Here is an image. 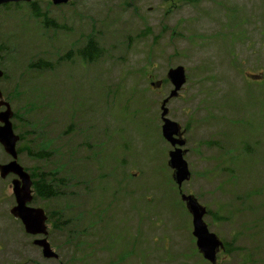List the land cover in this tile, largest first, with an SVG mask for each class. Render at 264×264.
<instances>
[{"label": "rangeland", "instance_id": "obj_1", "mask_svg": "<svg viewBox=\"0 0 264 264\" xmlns=\"http://www.w3.org/2000/svg\"><path fill=\"white\" fill-rule=\"evenodd\" d=\"M80 3L52 8L54 27L26 4L0 7V89L25 136L18 162L66 185L31 203L51 214L59 257L46 258L11 214L15 176L0 177V264H210L182 193L237 248L218 264H264V0ZM91 37L101 54L88 62L80 51ZM39 60L51 68L30 67ZM178 66L187 81L168 108L186 141L182 188L161 117ZM41 147L49 160L29 154ZM9 160L0 144V165Z\"/></svg>", "mask_w": 264, "mask_h": 264}, {"label": "water", "instance_id": "obj_2", "mask_svg": "<svg viewBox=\"0 0 264 264\" xmlns=\"http://www.w3.org/2000/svg\"><path fill=\"white\" fill-rule=\"evenodd\" d=\"M32 0H0V6L10 2H20ZM55 3H62L68 0H54ZM5 75L0 68V79ZM168 79L174 89L170 95L162 102V135L164 139L174 148L169 152V165L173 169V180L181 188L185 181L190 180L191 171L189 164L185 159L186 150L183 147L186 141L182 138L181 125L168 117V102L179 96L182 87L187 81L186 70L183 66L171 68L168 72ZM156 83H152L155 85ZM158 86L161 84L158 82ZM3 108V109H2ZM0 144L5 152L10 156V160L0 165V177L7 178L10 175L16 177L12 180V191L16 199V204L11 209V214L20 219L25 227V231L32 236L44 237L34 240V244L41 247L42 253L46 258H58V254L52 249L48 239V216L41 207H33V180L29 172L18 162L17 144L20 136L16 134L12 118L14 112L11 104L5 100L0 89ZM188 211L192 216L193 236L196 238V244L203 258L210 264H218L217 255L220 249L224 248V242L206 224L204 217L207 214V208L203 206L192 194H181Z\"/></svg>", "mask_w": 264, "mask_h": 264}, {"label": "trees", "instance_id": "obj_3", "mask_svg": "<svg viewBox=\"0 0 264 264\" xmlns=\"http://www.w3.org/2000/svg\"><path fill=\"white\" fill-rule=\"evenodd\" d=\"M37 17H41L38 14H35ZM43 18V24L45 27H54L55 24L53 21L49 20L46 18V16H42ZM44 30H47V28H44ZM3 47L0 46V52L2 51ZM101 54V48L95 44L94 41H90L88 45L80 51V55L83 57V60L86 59L88 62L90 60L95 59ZM51 63L50 61L46 60H39L36 63H32L30 67L34 68H39V69H45V68H51ZM15 116V115H14ZM25 136L21 135V142L24 141ZM23 147H18V152L21 153ZM35 152L31 151V148H29V154L38 159V160H49L52 156V152L45 147L41 148H36ZM28 170V169H27ZM29 171V170H28ZM58 171L52 170L51 172L49 171H38L35 172L34 170L30 171V174L32 178L34 179V188H35V195H34V200L37 199H51V198H56L60 197L64 194V189H65V183L64 180L61 176L56 175ZM33 200V201H34ZM209 213V211H208ZM50 214V213H49ZM50 219H51V214H50ZM52 222V219H51ZM58 223V222H57ZM57 228H61L62 226H59V224H55ZM237 248H231L230 244L225 242V249L224 251L226 253H231L233 250Z\"/></svg>", "mask_w": 264, "mask_h": 264}, {"label": "flooded vegetation", "instance_id": "obj_4", "mask_svg": "<svg viewBox=\"0 0 264 264\" xmlns=\"http://www.w3.org/2000/svg\"><path fill=\"white\" fill-rule=\"evenodd\" d=\"M43 3H45V6L43 5ZM23 4L29 6L33 14H39L41 17L46 16V18L53 21L54 24H56V21L52 17L50 18L48 15L49 13L52 12L53 9L71 8L73 11H77L82 6L80 0H68L62 3H55L54 0H34L31 2H23ZM61 19H63V16H61ZM90 41L95 42L94 37L89 38L88 43ZM95 44L97 43L95 42Z\"/></svg>", "mask_w": 264, "mask_h": 264}]
</instances>
